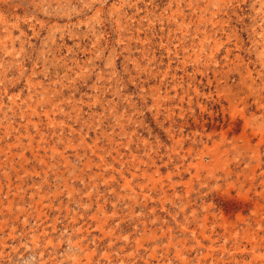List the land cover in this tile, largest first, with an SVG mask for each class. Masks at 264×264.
<instances>
[{"label":"rangeland","instance_id":"1","mask_svg":"<svg viewBox=\"0 0 264 264\" xmlns=\"http://www.w3.org/2000/svg\"><path fill=\"white\" fill-rule=\"evenodd\" d=\"M0 264H264V0H0Z\"/></svg>","mask_w":264,"mask_h":264}]
</instances>
